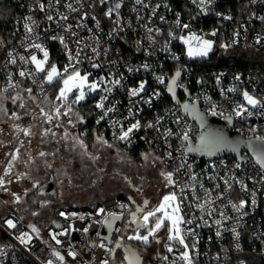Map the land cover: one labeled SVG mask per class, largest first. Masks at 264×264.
Returning a JSON list of instances; mask_svg holds the SVG:
<instances>
[{
  "label": "snow or ice",
  "instance_id": "snow-or-ice-1",
  "mask_svg": "<svg viewBox=\"0 0 264 264\" xmlns=\"http://www.w3.org/2000/svg\"><path fill=\"white\" fill-rule=\"evenodd\" d=\"M132 2L134 5L132 12L135 13V21L138 26L143 27L145 32L141 40L148 41L149 47L144 49L146 56H152L156 52H165L172 60L179 61L180 56L172 52L173 41H179L184 46L183 54L192 60L207 58L213 52L217 43L215 38L218 36L219 30L213 29L207 34L190 31V23L182 22L180 13L175 14L176 19L170 23L167 38L163 45L157 48V37L164 33L161 27L154 26V21L158 19L161 24H168L169 21H167L164 15L159 14V10L163 7L171 11L170 6L167 3L161 4L159 0L155 4L152 3V0H147V2L146 0H132ZM190 2L198 8V14L207 15L211 11L215 0H190ZM256 2L257 0H251V3ZM261 2H264V0H261ZM124 6L125 0H87V8L90 10L94 11L97 7H105L106 10L103 12V15L112 24L108 33L109 39L126 29L132 28V20L125 21L122 17L121 9ZM85 7V0H47V3L44 0H34L33 6L29 8V12L32 15H28L23 21L25 38L21 42V47H24L28 55L15 53L14 50L8 51L5 68L8 65H17L19 62L18 76L31 80V83L36 85L43 94V101H38V97L33 95L34 89L32 87L25 88L23 91L27 93L28 99L37 104L39 115L48 124L56 121L55 126L62 127L61 118H67V123L73 128L77 125H85L87 120L77 110V106L86 101L89 96L97 94L99 99L93 105V108L98 110L95 124L98 126L106 124L111 129L113 141H120L130 145L136 132L151 129L157 133L158 138L164 140L165 145L169 149L165 152L164 156L152 157L153 165L157 162L165 165L164 168H161L159 175L164 182V187L169 189V191L162 193L158 202L151 207H149L151 202L148 199H144L142 204H137L132 197H129L128 199L135 205V210H129V219L123 225V228H114V224L116 221L124 218V211L117 213L106 211L104 207L98 208L96 214L101 215L103 219L94 222L107 227L109 235L102 237L98 245L92 243L91 247L105 249L110 258H115L117 249H122L124 255L121 264H143V258L140 253L125 241H139L145 246L149 245L152 241H155L157 244L163 242L166 254L158 253L156 257L158 261H162L164 264H196V259L200 254L198 249L199 233L197 229L202 226L208 228L215 226V236L217 238H221L224 231H231L236 242V249L240 250V231L236 226L231 228L226 226L229 222L239 225L243 217L248 215L245 209L249 206V199H239L236 202L232 197L238 186L240 192L250 198L251 206L255 207L258 189L255 187L250 189L245 178L237 176L234 171L226 172L223 176L219 172H215L214 175H205L203 172L196 173L193 170V163H190L188 160V156L191 153H197L201 156L212 157L223 150L239 154L240 148L242 146L246 147L252 153L254 164L258 166L259 176V179L254 176H248L247 180L252 181L253 185H264V136L249 135L246 140H230L221 131L208 126L205 114L198 109L199 101L202 98L208 105V114L212 116H224L229 124H231L234 118L247 120L254 115L264 117V96L250 93L247 89L240 90L238 84H233L227 88L220 87L222 77L224 76V73H221L215 77L221 96L225 100H229V94L238 93L244 101L241 103L229 100L232 104L231 112L225 115L224 111L212 101L210 96L193 97L188 87L181 82L182 73L187 71V69L178 68L170 77L153 72L156 83L164 86L166 92L176 101L177 108L169 110L165 115L156 113L153 121L142 123L141 118H138L143 111L140 105L152 107L153 102L158 100L162 93L157 90L151 95L146 96L148 83L146 80L139 81L135 87H127L123 73L116 75L115 72L109 70L107 74L101 72L98 76L93 77L92 71L82 67L85 61H87L90 69H103L104 65L100 62V57L102 54L106 57L108 54V49L101 46V37L96 32H93V29L86 23L90 18L95 23L97 32H101V21L96 15L91 14L90 11L84 10ZM61 8L64 11H61ZM143 10H148L146 15L141 14ZM37 11L43 13L45 20L50 22L43 29H40V23L34 18ZM73 13L77 15L71 16ZM216 15L221 16L224 20L232 19L230 15H224L223 13L217 12ZM70 16L71 19L75 20L74 24L70 22ZM258 19L264 21V16L258 17ZM85 29L89 33H92V35L82 38L78 30ZM41 32L44 35H41ZM240 36L239 30L234 31L231 40L220 43L219 47L225 52L228 51L240 43ZM66 37L75 38L72 40L74 47L69 46ZM45 40L57 41L63 46L67 63L62 69L56 63L51 62L50 52L45 46ZM262 41H264V36L258 35L254 43L260 45ZM140 43L141 41H137L138 45ZM33 49L36 51H32ZM139 50L138 48L137 51ZM88 51L92 55H88ZM37 52L41 53L42 57H38ZM108 63L115 65L117 61H109ZM141 69L150 71L151 65L145 62L135 69L128 67L127 72L132 73ZM233 79L236 82L242 83L239 74L235 75ZM197 83L203 84L204 81L198 80ZM45 85L56 86V93L52 99H49ZM19 87L20 81H14L13 74L9 73L7 87L0 89V113L9 115L10 118L17 120L21 118L19 114L15 111L9 114V110L4 106V101L10 99L12 105H17V102H19L18 106L24 108L26 106L25 97L19 91L15 95H11V93L5 95L8 89L15 90ZM125 89L127 114L123 115V118L120 119L117 117L121 114L120 107H118L121 102L113 100L112 94L114 91ZM177 89H183L187 96V99L183 103H180L177 99ZM40 103H44L48 107V110L46 111L45 107H40ZM177 112H182L183 115H177ZM185 115L195 120L201 129L199 136L196 137V143H193L192 127L186 123ZM169 121L180 126V130L174 132L171 127H166ZM15 127H17L18 131L23 132L25 136L32 134L30 128ZM50 132L53 136L56 135L55 132H52L51 128L45 129L43 135L46 136ZM257 132V126L249 127L250 134ZM85 134L81 133V135ZM69 135V131L65 129L62 138L67 140ZM172 137L180 140V145L177 149L179 152L178 157H173V151L171 150ZM71 138L75 141V145H78L81 149L85 150L86 154H89L87 153V145L79 136H72ZM141 139L147 140L150 145L153 143L146 136L141 137ZM95 140L97 144L106 146L107 148L114 146L102 134H96ZM22 144L23 142L21 141ZM19 151V148H17L15 153L11 155L10 160H8L4 168V176H8L11 173V169L14 167L13 162L18 159ZM39 155L43 157L48 154L41 151ZM143 156L147 161L151 153L143 154ZM240 160H245V157L241 156ZM166 161L172 162L173 170H167L168 165ZM47 166L50 168L52 165L48 164ZM209 167L214 171L216 169L215 164H210ZM233 167L234 169H240L241 163L237 162ZM4 176H0V188L8 191L5 187L6 181ZM205 180L214 181L213 187L206 188L204 184ZM221 182L223 188L221 187ZM7 183H11V181L9 180ZM36 186L37 184L34 183L33 187L35 188ZM136 190L140 191V189ZM12 195L14 196V202L19 203L21 197L16 193ZM119 207L123 210L128 209L129 205L119 204ZM229 208L236 214L235 216L227 214L226 209ZM33 215H37V213H33ZM59 215L66 220L77 216L76 213L66 214L64 212H60ZM78 218L84 220L85 216L80 215ZM4 224L9 229H16L17 227V222L13 219H5ZM53 224H55L56 228L61 229L59 232L52 231L49 233L51 240L56 245L63 244V241L58 238L59 236L69 235L71 231H80V229L74 228L71 224L66 229L56 221H53ZM28 227L39 237L40 230L35 225L29 224ZM141 230L144 231L143 235H141ZM82 231L85 234L88 233L89 227H84ZM113 231L119 234L114 240L111 239ZM161 231L164 232L162 237L159 235ZM96 235L99 237L100 233L97 232ZM261 236H264V233H261ZM16 239L21 244H28L32 237L27 232H21ZM105 241H107V244ZM108 245L114 246L108 247ZM4 255H7V253L4 249L0 248V256ZM66 255L75 260L78 253L70 246ZM51 256L55 257V260L59 261V264H67L66 256L61 251L53 248ZM214 259L219 260V255L217 254ZM47 264H54V261L48 259ZM100 264H110V260L104 259ZM241 264H243V261H241Z\"/></svg>",
  "mask_w": 264,
  "mask_h": 264
},
{
  "label": "built area",
  "instance_id": "built-area-1",
  "mask_svg": "<svg viewBox=\"0 0 264 264\" xmlns=\"http://www.w3.org/2000/svg\"><path fill=\"white\" fill-rule=\"evenodd\" d=\"M11 1L15 4H21L23 11L21 14L16 16L12 23L11 32L14 37V43L6 49H3L2 46H0V89L7 87L8 74L12 73L14 81H20V87L15 90L8 89V92L5 93V95H8V93L13 95L18 91L24 92L23 89L32 87L34 89L33 95H36L39 99H43V94L36 85L31 83V80L18 76V70L20 67L19 62L17 65H8L5 68V61L8 59V51L14 50L15 53L28 55V52H25L24 47H21V42L24 41L25 38L23 21L25 17L32 15V13L29 12V8L32 7V5L27 3L26 0ZM157 2L158 0H152L153 4ZM159 2L161 4L167 3L170 6L171 11L163 7L159 10V14L164 15L167 21H169L168 24H161L158 19L154 21V26L161 27L164 33L163 35L157 37L158 44L156 47L159 48L163 45L165 39L167 38L170 23L175 21V14L180 13L182 22L190 23V31L197 33L203 32L207 34L213 29L219 30V34L215 38L217 41L216 46L207 58L195 60L189 59L183 54L184 46L179 43V41H173L172 43V52L180 56L179 61L172 60L165 52H156L152 56H146L144 49H147L149 45L147 40H141V38L145 35V32L143 27L138 26L135 21V13L132 12V8L134 7L132 0H125V6L121 9L123 19L125 21L129 19L132 20V28L126 29L109 39L108 33L112 24L103 15V12L106 10L105 7H97L94 11L90 10L87 8V0H85L86 7L84 10L90 11L91 14L97 16V18L101 21L102 31L97 32L95 23L90 18L86 21V23L93 29V32H96L101 37V46L108 49V54L106 57L102 54L100 57V62L104 65L103 69H90L87 61H85L82 67L88 68L89 71H92L93 77L98 76L101 72L107 74L109 70L115 72L116 75L123 73L127 87H135L138 85L139 81L146 80L148 82L147 92L145 93L146 96L159 90L162 95L158 100L153 102L152 107L143 104L140 105V107L143 108V111L140 113L138 118H141L142 123L146 121H153L156 113L165 115L169 110H175L177 108V105L168 99L164 86L156 83L153 72L170 77L178 68L187 69V71L182 73L181 82L188 87L193 97L202 95L210 96L212 101L224 111L225 115H228L231 112L232 104L229 100H235L241 103L244 101L242 96L238 93L229 94V100H225L221 96L219 87L216 85L215 80V77L221 73H224V76L222 77L220 87L227 88L231 87L233 84H238L240 90L247 89L250 93L258 96H264V74L260 70L246 68L242 63V60L248 57V55L244 56L247 52L264 51V41H262L260 45H256L254 43L255 38L258 35L264 36V21L258 19V17L264 16V2H261V0H257L256 3H251V0H215L211 11H209L207 15L198 14V8L193 5L190 0H159ZM45 3H47V1ZM61 11H64V9L61 8ZM147 11L148 10H143L141 14L146 15ZM217 12L223 13L224 15H230L232 19L224 20L221 16L216 15ZM76 15V13L71 14V16ZM71 16L70 22L74 24L75 20L71 19ZM193 17H195V19H193ZM34 18L40 23V29H43L50 23L45 20L44 14L38 11L35 13ZM237 30L241 33L240 43L225 52L219 47V44L230 41L233 32ZM78 31L80 37L82 38H87L92 35V33H89L86 29ZM40 34L44 35L43 32ZM74 39V37H66L70 47H74L72 44V40ZM137 41H141V43L138 45ZM44 42L45 46L49 49L51 62L56 63L58 67L62 69L67 63L63 46L57 41L45 40ZM138 48L140 49L139 51H137ZM32 51L36 50L33 49ZM54 51H57L58 53L54 55ZM37 55L38 57H42V54L39 52H37ZM88 55H92L90 51H88ZM230 55H232V57H230ZM109 61H117V64L111 65L108 63ZM145 62L151 65L150 71L141 69L140 71H134L132 73L127 72L128 67L135 69ZM237 74L241 76L242 83L234 81L233 77ZM198 80H203L204 83L199 84L197 83ZM51 86L45 85L47 94ZM179 91L180 100L184 102L187 97L183 89H179ZM112 98L115 101L121 102V104L118 105V107H120L121 114L117 118L122 119L123 115L127 114L126 89L114 91ZM98 99L99 96L97 94L92 97V107ZM166 100H169L171 103H167ZM198 105L200 110L206 116H212L208 114V105L202 98L200 99ZM97 113L98 110L94 109L95 119L97 118ZM176 114L183 115L182 112H177ZM213 117L219 120H225L224 116L221 115ZM185 121L188 125H191L192 140L193 143H196V137L199 136V128L197 124L186 115ZM250 126H257L258 132L250 134ZM166 127H171L174 132H178L180 130V126L171 123V121L166 124ZM95 128L97 132L102 134L108 141L121 145L122 150L127 154L134 149L142 148L149 150V152H154L159 156H164L165 152L169 150L167 145H165L164 140L158 138L157 133L151 129L136 132L133 136V142L129 145L124 142L113 141L111 129L106 124L99 126L95 124ZM233 130L246 138H248L249 135L264 136V117L254 115L247 120L234 118ZM144 136H146L147 139L152 140L153 143L150 145L147 140L141 139V137ZM157 145H159V147H157ZM179 145L180 140L176 137H172L171 150L173 151V157L179 156V152L177 151ZM243 155L246 156L247 154ZM188 160L190 163H193V170L196 173L203 172L205 175H214L215 172H219V174L223 176L226 172L234 171L237 176L245 178V181L248 183L250 189L253 187L258 189L256 197L257 204L255 207L251 206L250 198H248L244 193H241L238 186L236 187L235 193L232 197L236 202H238L239 199H249V206L245 209V211L248 212V215L243 217L239 225H235L234 222H229L226 226L228 228L236 226L240 231V250L236 249V242L231 231H224L222 237L217 238L215 236V226L212 228L202 226L197 229L199 233L198 249L200 254L196 259V264H241V261H243V264H260L259 261L264 260V236H261V233H264V185H253L252 181L247 180L248 176H254L259 179L258 166L254 164L252 159L241 161L231 156L201 157L189 154ZM237 162L241 163L240 169H234L233 167ZM166 164L168 165L167 169H169V171L173 170L172 162L166 161ZM210 164L216 165L215 171L209 167ZM214 183V181H204L206 188H212ZM221 187L223 188L222 182ZM119 204H127L129 205V208L122 210L119 207ZM100 207H104L106 211H113L117 213L124 211V221L119 226L120 228H123V225L129 218V210H131L129 200L123 197H112L104 202L96 203L88 207H75L67 205L57 207L53 212L52 220L41 228L39 237H37L35 233L31 232L27 225L18 217L14 215L5 216L3 220L13 219L17 222V227L16 229H9L6 225V227L0 225V235L6 239V242L0 243V248L4 249L7 253V255L0 256V264H47L48 259H52L54 264H59V261H56L55 257L51 256L53 248L61 251L62 254H65L67 264H100V262L104 259H109L110 264L113 263L114 259L108 256L105 249L91 247L92 243L98 245L101 242V230L103 225L94 222L103 219L101 215L96 214L97 209ZM60 212H64L66 214L76 213L77 216H73L66 220L64 217L59 215ZM226 212L228 215H236L230 208L226 209ZM80 215L85 216V219L80 220L78 218ZM197 215H199V213H197ZM53 221H56L65 229L71 224L74 228L80 229V231H71L69 235L59 236L58 238L63 241V244L56 245L55 242L51 240L49 233L52 231L59 232L61 229L56 228ZM93 225H97L99 227L97 232L100 233V236L98 237L96 232L91 238H88V233H83L82 229L84 227H89L90 231ZM21 232L29 233L32 237L30 243L21 244L20 241L16 239ZM118 235L119 234L114 231L111 239L114 240ZM125 242L129 245L128 241ZM105 243L107 244V241H105ZM70 246L78 253L75 260H72L71 257H67L66 255ZM113 246L114 245H108V247ZM121 250L122 249H119V251ZM217 254L220 257L219 260L214 259ZM151 264H164V262L154 259Z\"/></svg>",
  "mask_w": 264,
  "mask_h": 264
},
{
  "label": "rangeland",
  "instance_id": "rangeland-1",
  "mask_svg": "<svg viewBox=\"0 0 264 264\" xmlns=\"http://www.w3.org/2000/svg\"><path fill=\"white\" fill-rule=\"evenodd\" d=\"M247 55L249 52L244 56ZM20 93L25 97L26 106L24 108L18 106L19 102L17 105H12L10 99L4 101V106L9 110V114L15 111L21 118L17 120L0 113V176H4V168L11 155L17 148L20 150L18 159L13 162L14 167L11 169V173L4 176L5 187L8 191L0 188L1 226H5L3 222L5 216L14 215L27 227L29 224H33L41 230L52 218L55 207L65 205L88 207L91 202L99 201L98 203H101L112 197L120 196L126 199L132 197L137 204H142L144 199H148L151 202L149 207H151L158 202L162 193L169 191L164 187V182L159 175L161 168H164L165 165L159 162L153 165L152 162V157L159 156L158 154L144 152L140 155V159L136 160L125 153L120 145L111 141L109 143L114 145L112 148L97 143L87 144L79 133L80 125L73 128L67 123V118H61L62 127H56V121H53L52 124L46 123L39 115L37 104L28 99L26 92L20 91ZM47 95L49 99L53 98L52 93ZM94 95L89 96L81 104L92 99ZM38 101H43V99L38 98ZM40 107H45V110H48L44 103H40ZM15 126L30 128L32 134L25 136ZM47 128H51L56 135L53 136L51 132L46 136L43 135ZM65 129L70 133L67 140L62 138ZM72 136H79L85 142L87 153L90 155L75 145ZM74 145L75 147H73ZM41 151L48 155L41 157L39 155ZM148 153H151V156L146 161L143 154ZM94 157L98 158L94 159ZM48 164L52 166L49 168ZM51 178L54 180L55 195L37 198V192ZM9 180L11 183H7ZM34 183L37 184L35 188L33 187ZM136 189H140V191ZM13 193L21 197L19 203L14 202ZM36 201H38L37 207H33L31 203ZM129 203L131 211H134L135 205L130 200ZM33 213H37V215H33ZM29 230L32 232L31 228ZM143 234L144 231L141 230V235ZM160 236L162 237V235ZM128 243L140 253L143 259L158 247L163 248V242L157 244L152 241L147 246L139 241H128ZM122 260H114L111 264L118 262L121 264ZM153 260L150 259L146 264H151Z\"/></svg>",
  "mask_w": 264,
  "mask_h": 264
},
{
  "label": "trees",
  "instance_id": "trees-1",
  "mask_svg": "<svg viewBox=\"0 0 264 264\" xmlns=\"http://www.w3.org/2000/svg\"><path fill=\"white\" fill-rule=\"evenodd\" d=\"M46 1L47 0H44V2ZM26 2L33 6L34 0H26ZM22 11H23V7L21 4H15L11 0H0V44H2L3 49L8 48L10 45L14 43V37L12 36V32H11L12 23L16 18V16L21 14ZM57 53H58L57 51H54V55H56ZM249 54L250 55H248V57L242 60L243 65L246 68H251L253 70H260L264 74V51L262 52L250 51ZM230 57H232V55H230ZM48 93L49 94L52 93L54 97L56 93V86L52 85ZM166 102L169 104L171 103L169 100H166ZM77 109L80 111L82 115H84V117L87 120V123L85 125H80L79 127L80 135L81 133H86L85 135H81V138L87 144H95L96 143L95 135L99 133L95 128V115H94V109L92 107V99H90L84 104H81L80 106H78ZM144 152H149V150L142 148L134 149L133 151L128 153V155L134 157L136 160H139L140 155ZM37 193H38L37 198H43L39 194L40 192ZM37 203L38 201L31 203V205L33 207H37ZM56 208L57 207L53 209V212ZM51 220L52 218L50 219V221ZM49 222H47L46 224H48ZM4 242H6V239L0 235V243H4ZM120 259H123V256L121 255L120 252H118L114 260H120ZM259 263L264 264V260H260ZM117 264H119V262Z\"/></svg>",
  "mask_w": 264,
  "mask_h": 264
},
{
  "label": "water",
  "instance_id": "water-1",
  "mask_svg": "<svg viewBox=\"0 0 264 264\" xmlns=\"http://www.w3.org/2000/svg\"><path fill=\"white\" fill-rule=\"evenodd\" d=\"M181 78H182V76H181ZM179 92H180L179 89H177V99L180 101V103H183L180 100ZM166 94H167L168 99L176 105V101H174L172 99L170 94H168L167 92H166ZM198 109H199V111H201L199 105H198ZM187 117L196 123V121L193 120L190 116H187ZM205 118H206V122H207L208 126H210L213 129H216L218 131H221L230 140L235 141V140H241V139L246 140L247 139L246 137L242 136L241 134H239L238 132H235L233 130V121L231 124H229V122L226 119L225 120H219L213 116H206V115H205ZM197 126L199 128L198 124H197ZM200 131H201V129L199 128V134H200ZM191 154L201 156L197 153H191ZM243 154H247V155L244 156ZM224 156H231V157L236 158L238 160H240L241 156L245 157V160L252 159V153L246 147H243V146L240 148L239 154L232 152V151H229V150H223V151L217 153L215 156H212V157H224ZM201 157H208V156L205 155V156H201ZM39 194L42 197H50V196L55 195V187H54L53 178H51V180L43 187V189L40 191ZM123 221H124V219H122L120 221H116L114 224V228L119 227L123 223ZM98 229H99V227L97 225H93L92 228L90 229V231L88 232L87 237L91 238L98 231ZM108 235H109V232H108L107 227L103 226V228L101 230V238L104 236H108ZM118 252H119V249H117L116 255L118 254ZM116 255H115V257H116ZM112 259H115V258H112Z\"/></svg>",
  "mask_w": 264,
  "mask_h": 264
},
{
  "label": "flooded vegetation",
  "instance_id": "flooded-vegetation-1",
  "mask_svg": "<svg viewBox=\"0 0 264 264\" xmlns=\"http://www.w3.org/2000/svg\"><path fill=\"white\" fill-rule=\"evenodd\" d=\"M50 180H51V179H50ZM50 180H49V181H50ZM49 181H48V182H49ZM48 182H47V183H48ZM47 183H46V184H47ZM46 184H45V185H46ZM45 185H44V186H45ZM44 186H43V187H44ZM43 187L40 189V191L43 189ZM40 191H39V192H40ZM128 219H129V218H128ZM128 219L126 220V222L128 221ZM159 234L163 236V235H164V232L161 231ZM164 251H165L164 247H163V248L158 247V248H157L152 254H150L149 256H147L146 258L143 259V263L146 264V262L149 261L150 259H156L157 254H158V253L164 254ZM119 252L121 253L122 256L124 255V253H123L122 250L119 251Z\"/></svg>",
  "mask_w": 264,
  "mask_h": 264
},
{
  "label": "crops",
  "instance_id": "crops-1",
  "mask_svg": "<svg viewBox=\"0 0 264 264\" xmlns=\"http://www.w3.org/2000/svg\"><path fill=\"white\" fill-rule=\"evenodd\" d=\"M99 202V201H98ZM98 202H91L89 205H92V204H96V203H98ZM82 206H88V205H82Z\"/></svg>",
  "mask_w": 264,
  "mask_h": 264
}]
</instances>
